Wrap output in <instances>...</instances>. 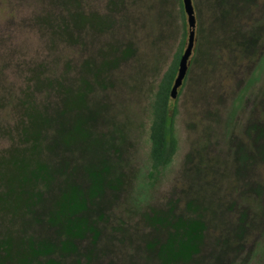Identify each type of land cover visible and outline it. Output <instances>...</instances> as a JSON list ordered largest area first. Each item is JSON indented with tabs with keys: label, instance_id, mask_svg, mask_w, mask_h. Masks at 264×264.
<instances>
[{
	"label": "rangeland",
	"instance_id": "1",
	"mask_svg": "<svg viewBox=\"0 0 264 264\" xmlns=\"http://www.w3.org/2000/svg\"><path fill=\"white\" fill-rule=\"evenodd\" d=\"M181 2L0 0V158L26 151L21 100L49 99L38 80L69 74L90 92L70 170L80 181L106 161L123 181L96 199L98 239L51 255L58 264H264V0H193L178 149L154 168L152 103L183 39Z\"/></svg>",
	"mask_w": 264,
	"mask_h": 264
},
{
	"label": "trees",
	"instance_id": "2",
	"mask_svg": "<svg viewBox=\"0 0 264 264\" xmlns=\"http://www.w3.org/2000/svg\"><path fill=\"white\" fill-rule=\"evenodd\" d=\"M182 18L183 39L160 79L152 103L154 168L169 164L178 149V106L173 103L172 89L187 37L184 9ZM68 77L69 74L38 80L37 91H51L53 97L49 94V99H57L55 103L48 97L41 99L31 94L21 100L24 115L14 129L26 151L12 154L9 160L10 153L8 158H0V264H58L51 255L67 254L70 249L78 253L81 238L89 232L94 240L99 237L96 199H104L108 189L116 190L123 183L121 178L111 177L113 171L106 161L91 164L87 175H80V181L70 170L69 154L75 159L79 150L69 151V145L77 144L90 132L82 112L88 109L90 92L69 84ZM7 217L12 220L9 225ZM184 233L188 236L192 231L188 228ZM176 244V239L171 240L170 249ZM45 256H49L48 263L42 261Z\"/></svg>",
	"mask_w": 264,
	"mask_h": 264
},
{
	"label": "water",
	"instance_id": "3",
	"mask_svg": "<svg viewBox=\"0 0 264 264\" xmlns=\"http://www.w3.org/2000/svg\"><path fill=\"white\" fill-rule=\"evenodd\" d=\"M184 4V10L188 17V25H189V38H188V44L186 45V48L184 49L182 55L180 56L179 61V68L177 72V77L175 79L174 85H173V96L177 94L179 87L184 82V79L187 75L190 59L195 47V40H196V27H197V18H196V12L193 4V0H183Z\"/></svg>",
	"mask_w": 264,
	"mask_h": 264
}]
</instances>
